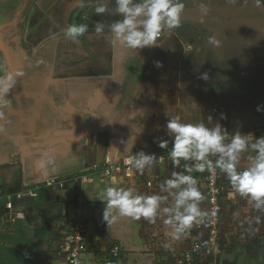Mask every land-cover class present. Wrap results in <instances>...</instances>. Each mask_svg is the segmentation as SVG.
Listing matches in <instances>:
<instances>
[{
  "label": "crops",
  "instance_id": "1",
  "mask_svg": "<svg viewBox=\"0 0 264 264\" xmlns=\"http://www.w3.org/2000/svg\"><path fill=\"white\" fill-rule=\"evenodd\" d=\"M100 2L0 0V63L11 66L18 47L23 57L16 69L25 73L11 90L6 120L0 121V192L12 195L10 210L0 201V264H67L58 246L68 231L67 218L77 212L87 221L86 250L78 264H113L109 249L114 244L120 247L117 264H181L190 245L205 244L204 223L173 242L160 220L153 225L119 217L107 223L105 205L97 197L111 186L112 176L122 180L121 187L151 195L173 171H184L168 155L171 117L197 123L211 115L229 134L264 136V107L256 111L264 106V9L252 0L235 6L225 0H185L181 26L165 31L160 46L134 52L111 42L107 26L121 17L111 2L109 12L95 14ZM200 2L208 5L207 16ZM98 22L105 25L100 35ZM69 24H87L88 31L72 42L63 35ZM8 35L14 36L11 49ZM210 35L221 41L220 47L208 44ZM37 57L46 59L39 71L25 69ZM27 78L33 88L36 79L37 89L26 88ZM222 113L226 119H220ZM161 140L169 141L167 148L159 147ZM126 143H133L130 153L123 151ZM49 148L56 170L43 175L34 162ZM141 150L158 155L151 171L104 174L107 163ZM191 175L207 213L203 174ZM221 176L222 246L202 262L264 264V212L239 196L228 199L231 187ZM49 180L57 183L46 185Z\"/></svg>",
  "mask_w": 264,
  "mask_h": 264
},
{
  "label": "clouds",
  "instance_id": "2",
  "mask_svg": "<svg viewBox=\"0 0 264 264\" xmlns=\"http://www.w3.org/2000/svg\"><path fill=\"white\" fill-rule=\"evenodd\" d=\"M109 2L114 4V14L121 17L107 26L111 42L134 52L160 46L158 40L165 31L181 26V15L186 6L185 0H103L95 5V14L109 12ZM252 2L255 7L264 9V0ZM225 3L247 5L249 0H225ZM199 7L203 16H207L210 11L208 5L200 2ZM104 30V24L98 22L95 25L97 35L103 34ZM87 31V24H69L64 28L63 35L67 40L78 42ZM207 42L216 48L221 46L215 35L208 36ZM156 67H161L159 61ZM24 74L22 69L9 71L0 63V121L6 120L7 110L12 107L8 95L17 84V78ZM207 77V74L202 76L205 80ZM262 107L258 105L256 111L260 112ZM220 119H226V116L222 113ZM166 128L172 145L169 158L175 167L185 162L184 171H173L159 185V192L151 195L141 194L134 186L121 187L122 180L112 176L111 186L97 197L105 205L102 213L104 221L111 223L119 217H127L137 221L143 219L155 225L160 220L170 241H180L194 226L204 223L207 216L200 208L203 195L196 177L191 173L215 172L217 169L230 184L228 199L239 196L252 209L264 212V136L241 131L229 134L219 122L213 123L211 115L207 117V122L201 120L197 123H184L178 116L171 117ZM3 130L0 124V131ZM120 143L125 142L121 140ZM168 144V140H161L159 147L167 148ZM132 147L133 143H126L123 151L130 153ZM156 160V154L141 150L125 162L143 175L146 169L151 171ZM189 161L193 163L190 165ZM55 163L54 150L49 148L40 153L34 165L37 171L47 175L49 169L56 170ZM256 222H260L259 217H256ZM163 246L170 247L167 242Z\"/></svg>",
  "mask_w": 264,
  "mask_h": 264
},
{
  "label": "built area",
  "instance_id": "3",
  "mask_svg": "<svg viewBox=\"0 0 264 264\" xmlns=\"http://www.w3.org/2000/svg\"><path fill=\"white\" fill-rule=\"evenodd\" d=\"M171 148L172 147L168 149V154ZM135 155L136 154L129 157H134ZM129 157L107 163L103 169L104 174L109 176L112 173H118L122 170L130 171L132 166L125 162ZM184 163L185 162L181 163V168H184ZM187 163L192 164L193 162L189 161ZM202 174L205 183V197L208 205L207 216L204 220L206 227V242L204 244L197 241L190 245L182 256L181 264H204L202 260L207 258L212 252L218 251L222 246L220 242V225L222 223L221 198L224 190L221 182L222 176L218 169L215 172L206 171ZM55 183H57L56 180H49L46 182V185H54ZM18 196H20V194L15 195V197ZM1 200L5 202V207L10 210L12 207V195L10 193L0 192V201ZM67 222L68 231L61 239L58 251L66 254L67 264H78L79 256L86 250L83 242L87 221L83 215L77 212L69 215ZM119 249L120 247L117 244L112 245L109 249L110 261L113 264L118 263ZM206 261L207 259L205 263Z\"/></svg>",
  "mask_w": 264,
  "mask_h": 264
},
{
  "label": "rangeland",
  "instance_id": "4",
  "mask_svg": "<svg viewBox=\"0 0 264 264\" xmlns=\"http://www.w3.org/2000/svg\"><path fill=\"white\" fill-rule=\"evenodd\" d=\"M18 29V28H17ZM19 30V29H18ZM17 30V31H18ZM16 33V32H15ZM13 37L14 36H7V38L5 37V40L7 41L6 43V46H8L10 49H11V47L13 46L12 44V39H13ZM21 41L22 42H20L21 43V45H23V43H24V41H23V39H21ZM24 51V50H23ZM45 58H43V57H37L36 58V60H31V59H29L28 60V62H27V65H25V69H27V70H29V71H35V70H37L38 68H39V66H40V64H45V61H46V59L44 60ZM10 61L8 62L7 61V63H6V65H5V67L8 69L9 68V66H10ZM32 68H35L34 70L32 69ZM38 71H39V69H38ZM31 79L30 78H27V79H23V83H24V85L26 86V88H30V89H34V88H36L37 89V87H38V82L36 81V79H34L33 80V85H34V88L31 86ZM11 91H10V93H9V95H8V98L10 99V95H11ZM13 100V99H12ZM34 103V102H33ZM84 246H85V244H84ZM86 247V246H85ZM217 264H219V263H217Z\"/></svg>",
  "mask_w": 264,
  "mask_h": 264
},
{
  "label": "water",
  "instance_id": "5",
  "mask_svg": "<svg viewBox=\"0 0 264 264\" xmlns=\"http://www.w3.org/2000/svg\"><path fill=\"white\" fill-rule=\"evenodd\" d=\"M15 43H16V47H17V45H19V44H17V41L15 40ZM17 49H18V52H19V56H16L15 58H14V60H13V62H12V64H11V66H9V68H8V70L9 71H11V70H13V69H16L17 67H18V65L21 63V61H22V57H23V53L22 52H20V49L17 47Z\"/></svg>",
  "mask_w": 264,
  "mask_h": 264
}]
</instances>
